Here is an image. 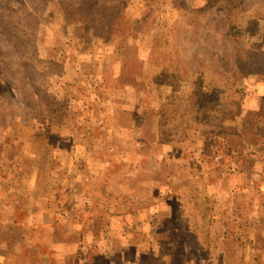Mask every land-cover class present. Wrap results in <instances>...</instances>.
<instances>
[{
    "label": "rangeland",
    "instance_id": "obj_1",
    "mask_svg": "<svg viewBox=\"0 0 264 264\" xmlns=\"http://www.w3.org/2000/svg\"><path fill=\"white\" fill-rule=\"evenodd\" d=\"M0 264H264V0H0Z\"/></svg>",
    "mask_w": 264,
    "mask_h": 264
}]
</instances>
